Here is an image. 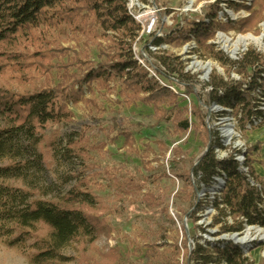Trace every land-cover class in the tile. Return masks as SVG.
I'll return each mask as SVG.
<instances>
[{"label": "trees", "instance_id": "1", "mask_svg": "<svg viewBox=\"0 0 264 264\" xmlns=\"http://www.w3.org/2000/svg\"><path fill=\"white\" fill-rule=\"evenodd\" d=\"M260 1L252 0L254 7L258 8ZM237 8L252 12L246 6ZM257 13L240 22L237 31H253L259 23L255 21ZM217 29L223 33L234 31L232 27L214 24L209 29L197 26L186 33H195L199 46L207 55L220 64H227L215 46H207ZM63 31L74 34L73 48H66L59 42ZM138 32L139 27L127 12L126 0H0V161H7L0 169V229H6L13 237L10 247L19 245L27 237L33 239V264L62 260L60 253L73 243L84 249L91 248L108 230L94 216L99 204L89 192L90 182L85 176L77 178L74 189L60 199L35 198L36 186L21 190L8 185L25 171L47 172L46 159L40 151L43 134L52 125L68 127L74 122L70 105L79 107L82 103H94L84 99L86 86L95 84L99 91L106 90L112 95L114 88L111 87L119 84L123 105L131 108L140 104L153 109V128L171 124L176 136L190 130L185 118L187 112L180 108L177 98L149 80L133 61L130 43ZM170 41L185 45L190 38L182 35L181 39ZM93 49L98 50L100 63L92 62ZM159 61L171 74L183 77L177 70L178 59L162 57ZM233 67H237V74L243 79H250L247 88L243 90L245 82L227 84L214 77L208 106L217 104L232 109L241 117L239 123L245 128L252 118L262 116L258 105L259 98L264 99V59L248 52ZM55 71H58L56 84L53 82ZM258 90L260 96L256 97L254 92ZM121 135L126 148L133 151L134 137L127 132ZM80 138L70 140L60 155L66 161H80L84 168H90L89 152ZM213 147L203 154L191 173L192 181L199 184L198 191L214 184L215 178L225 176L222 198L214 203L218 216L212 227L219 228L218 237L239 234L245 224L264 229V182L256 175L251 162L246 164L250 169L247 174L241 172L233 159L218 162ZM170 171L175 177L182 176V166L176 161ZM190 175L187 173L185 177L190 180ZM152 200V196H145L144 203L150 204ZM228 219L233 225H229ZM189 220H192L190 215ZM195 237L191 234L190 240ZM184 242L190 262H248L232 243H222L221 247L213 249L196 245L192 251L187 248V240ZM117 253L111 250L92 261L83 255L82 264H117Z\"/></svg>", "mask_w": 264, "mask_h": 264}, {"label": "rangeland", "instance_id": "2", "mask_svg": "<svg viewBox=\"0 0 264 264\" xmlns=\"http://www.w3.org/2000/svg\"><path fill=\"white\" fill-rule=\"evenodd\" d=\"M212 1V14H224V17H221L227 20V24L218 25L232 27L234 31L223 33L217 29L214 39L208 42L207 46H215L216 50L224 55L227 64H220L207 55L198 42V47L193 51L184 49L187 44L171 43L172 39L163 45L168 46L165 57L178 59L177 70L179 75H183L182 78L177 76L178 78L184 79L185 71L191 63L196 65L193 68L197 71L195 79L189 76L187 79L190 78V83L197 88L198 93L194 94L192 89L187 91L189 101L185 103L175 96L180 108L187 112L185 118L190 125L187 134L176 136L173 126L167 123L153 128V109L140 104L131 108L123 105L119 84L111 87L114 88L112 95L106 90L99 91L97 85L93 84L91 87H85L84 99L94 103H82L79 107L70 105L69 110L75 117L74 122L68 127L52 125L43 134L40 151L45 156L47 172L25 171L24 175L8 182V185L21 190L36 186L37 191L33 196L42 200L60 199L67 195L74 189L79 177L85 176L90 182L88 190L99 204L94 216L100 223H104L108 230L100 235L97 243L91 248L84 249L81 245L70 244L60 253L62 260L49 264H82L83 255L92 261L111 250L118 251L117 264H198L196 261H189L184 246L185 240L188 242L187 248L192 251L196 245L213 249L216 246L221 247L222 243L233 244L228 240L234 235L218 237L219 228L212 227L218 216L214 203L221 194L213 193L212 185L202 188L199 193L196 192L199 184L196 180L192 181L191 169L205 154L209 145L214 146L213 149H219L216 146L217 135L221 134V129L231 125L240 134L234 144H238V141L241 143L220 149L217 154L218 161L234 160L238 150L244 154L242 164L246 173H250L246 164L251 162L256 175L264 182V125L250 130L242 128L235 120L232 109L224 110L217 104L212 108L208 106V93L211 92L214 77L224 80L227 84L238 83L240 80L245 82L244 77L237 74V67L233 65L241 61L248 52L264 59V47L257 49L251 45L233 61L223 51L220 42L221 38L236 42L239 37L263 36L264 0L260 1L258 8L254 7L252 0ZM183 2L185 0H156L159 7L166 8H180ZM237 6H246L252 12L238 9ZM252 13H257L255 21L258 20L259 23L253 31L245 29L239 33L237 29L240 22L248 20ZM74 38L71 32L63 31L58 40L64 47L73 48ZM130 44L132 50L133 43ZM145 46L146 44L141 43L137 49L143 50ZM91 59L93 63H100L97 49L91 51ZM151 59L154 65L159 66L162 56H153ZM208 65L211 66L209 78L202 81L200 78H203L206 71L204 68ZM139 69L146 73L145 70ZM43 81L42 79L41 84ZM53 82L58 83V71L54 72ZM122 132L134 137L133 151L126 148ZM80 136L85 142L83 147L86 146L85 150L89 152L90 168H84L80 161H66L60 155L70 140ZM175 161L182 166L181 177H175L170 171ZM235 162L241 167L238 161ZM6 163V160L0 161V169ZM187 173L191 174L190 180L185 177ZM145 196H152L154 200L146 204ZM189 215L192 220H189ZM228 222L233 225L232 220L228 219ZM5 230L0 229V264H33V239L27 237L19 245L10 247L13 237ZM243 232L238 235L244 237ZM193 233L195 240H190ZM251 238H255V235ZM236 247L242 252L241 245ZM253 249L251 260L264 264V243H254ZM148 255L149 259H146Z\"/></svg>", "mask_w": 264, "mask_h": 264}, {"label": "built area", "instance_id": "3", "mask_svg": "<svg viewBox=\"0 0 264 264\" xmlns=\"http://www.w3.org/2000/svg\"><path fill=\"white\" fill-rule=\"evenodd\" d=\"M213 6L214 2L212 0H206L204 2H199L198 0H185L180 8H166L163 6L159 7L156 4V0H126L127 12L130 18L139 27V32L135 40L131 42L133 43V61L136 63L138 68L146 71L149 80L155 82L160 89L166 90L178 97L179 101L184 103L189 101V94L187 91L192 89L194 94L198 93L197 88L194 87L192 83H190V78L195 79L197 75V71L193 69L196 67V65H194L195 63H191L190 67L186 69V71L184 70L185 78L180 79L176 75L168 72L166 68L161 67L159 63V66H156V64L154 65L151 57L160 55L165 57L164 55L168 51V46H163L165 45L164 42L169 39H181L182 35L188 36L190 38V42L184 47V49L188 51L190 49L193 51L196 49V47H198L197 35L195 33H186L187 30H190L191 28L195 30L197 26H202L205 29H209L214 24H227V20L221 17H224V14H212ZM215 16H217V18H214ZM150 41L152 42L150 43ZM157 42H159V44H157ZM141 43L146 44L143 50L137 49V46ZM209 75L210 73L208 70H206L204 72L203 78H200V80L207 81ZM188 76L190 77L189 80L187 79ZM237 82H242V80ZM249 82L250 79L245 80L243 90L247 88ZM254 94L259 97L260 91H255ZM259 99L260 103L258 105V111L261 112L262 116L252 118V120L245 126L248 130L259 128L264 125V99ZM222 109L231 110L225 108ZM233 114L236 118L235 120H237L238 124H240L239 121L241 117H237L234 111ZM219 132H221V134H215L218 136L217 146L219 149H213L217 161V154L220 149H224V147H231L233 145L237 146L239 143H241L238 141V144H234V142L240 138V134L237 133L234 126L229 125L225 129H221ZM209 147H211V145H209ZM238 148H240V146H238ZM208 150L209 148L206 150V152H208ZM237 153L238 154H236L234 160L240 163L241 172L247 174L244 170V164H242V160L245 158L244 154L240 153L238 150ZM197 165L198 162L195 164V167ZM191 177L193 179V175H191ZM212 186H214L212 188L213 193L219 192L221 194L219 199H221L222 193L226 187L225 176L223 175L215 178L214 184H212ZM195 190L199 193L198 189ZM243 231V233H245L244 237H240L238 234H233L234 236L232 237L239 236L243 239L246 236H249V240L246 243L240 244L243 247L242 252L244 255H246L244 257L248 261L247 264H260L257 261L251 260L250 256L252 254V250H254V243H264V229L259 226H248L245 224ZM252 235H255V238H251ZM228 241L233 242L231 239ZM233 244L239 246V244H236L235 242H233Z\"/></svg>", "mask_w": 264, "mask_h": 264}, {"label": "bare ground", "instance_id": "4", "mask_svg": "<svg viewBox=\"0 0 264 264\" xmlns=\"http://www.w3.org/2000/svg\"><path fill=\"white\" fill-rule=\"evenodd\" d=\"M220 42L223 46V51L229 55V57L234 61L239 53L245 52L249 46L253 45L257 49H262L264 47V35L255 38L253 36L239 37L236 42L231 41L228 38H221ZM211 66H208L206 70L210 73ZM231 240L236 244H244L249 240V236L245 238H240L239 236L232 237Z\"/></svg>", "mask_w": 264, "mask_h": 264}]
</instances>
